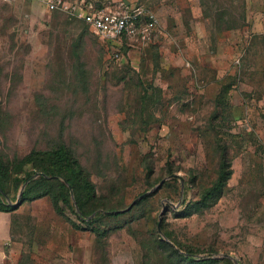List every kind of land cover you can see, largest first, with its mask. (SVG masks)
<instances>
[{
	"label": "rangeland",
	"instance_id": "obj_1",
	"mask_svg": "<svg viewBox=\"0 0 264 264\" xmlns=\"http://www.w3.org/2000/svg\"><path fill=\"white\" fill-rule=\"evenodd\" d=\"M84 1L141 6L159 26L107 43L41 0H0V156L22 159L64 140L91 175L104 215L94 227L108 235L98 239L77 209L59 214L48 197L35 199L0 212V232L6 224L11 234L0 263L162 264L149 242L165 209L180 242L264 264V0ZM82 34L87 94L72 55ZM144 90L153 96L145 102ZM218 141L233 173L199 209L200 191L217 178ZM169 164L178 181L131 207L169 177Z\"/></svg>",
	"mask_w": 264,
	"mask_h": 264
},
{
	"label": "trees",
	"instance_id": "obj_2",
	"mask_svg": "<svg viewBox=\"0 0 264 264\" xmlns=\"http://www.w3.org/2000/svg\"><path fill=\"white\" fill-rule=\"evenodd\" d=\"M98 8L101 7L99 6ZM68 22L71 21L68 19ZM84 35L82 34L79 41L76 42L72 55L74 56V74L77 79H80V82L84 87L82 91L87 94V89H85L87 87V72L82 58V47L83 42L85 41ZM101 53V56H103V52ZM158 92L160 91H154L153 93ZM123 94L124 92H122L121 95L122 99ZM148 94L149 91L144 90V102L146 101L145 98L148 97ZM158 96L160 97V95ZM106 97L104 98L105 106L107 105ZM151 97L153 96H149L148 98L151 99ZM116 105L121 106L122 103L120 102L119 104L118 102ZM217 146L221 153L217 178L213 184L210 185V188L200 191V200L195 204L199 209L206 207L211 200L220 198L233 173L231 170L232 162L230 160V149L227 145L224 146L221 144V141H218ZM147 171V177L149 179L153 172L152 167L148 165ZM36 174H40V176L26 185L19 203L15 204L18 197L13 199V194L15 193L18 195L19 191H21L20 188L22 185ZM167 174L169 177L176 175V169L173 167V164L172 166L170 164L168 165ZM171 179L178 181L179 178L174 176ZM195 180L196 176L194 177L190 175V179L184 181L186 190L191 188ZM95 188L96 186L91 179L90 173L78 159L74 150L64 140H61L58 144H55V146L49 149H33L29 155L22 159L9 160L0 156L1 213H13L28 201L48 197L51 200L54 209L59 214L64 213L65 207L63 205L69 206L75 214V209L78 207L80 210V215L78 216L79 221L86 225H90V231L95 232L98 239H102L104 236L108 235V232L94 227L95 222L104 216L99 212L100 200L97 197ZM9 199L13 203H10ZM145 199H143V201ZM93 214H96L95 217L88 221L87 219ZM162 230L174 246H171L156 234L154 235L155 237L153 236L154 239L149 242V248L152 250L154 249L157 252L158 257L160 258L159 262L162 264H235L232 259L227 257L217 259L210 258L212 255L219 254L218 252L215 253L214 250L198 248L180 242L173 237L170 231L167 230L164 221L162 222ZM180 252H183L184 254ZM185 254H189L190 256H186ZM201 254L209 255L208 257L210 259H197V255ZM227 255L230 254L227 253ZM239 263L242 264L241 262Z\"/></svg>",
	"mask_w": 264,
	"mask_h": 264
},
{
	"label": "built area",
	"instance_id": "obj_3",
	"mask_svg": "<svg viewBox=\"0 0 264 264\" xmlns=\"http://www.w3.org/2000/svg\"><path fill=\"white\" fill-rule=\"evenodd\" d=\"M50 12L66 13L83 21L102 41L119 42L123 37L134 36L145 29H156L159 19L154 12L141 6L127 11L95 9L89 2H68L67 0H41Z\"/></svg>",
	"mask_w": 264,
	"mask_h": 264
},
{
	"label": "water",
	"instance_id": "obj_4",
	"mask_svg": "<svg viewBox=\"0 0 264 264\" xmlns=\"http://www.w3.org/2000/svg\"><path fill=\"white\" fill-rule=\"evenodd\" d=\"M40 176V174H36L35 176H33L30 180H28L25 184H24V186L21 188V190L22 191H20V198H21V196L23 195V191H25L24 189H25V187H26V185L29 183V182H31L32 180H34V179H36L37 177H39ZM180 177L179 175H173V176H170V177H167V178H165V179H163L157 186H155L151 191H149V192H147V193H145V194H143V195H141L139 198H137L132 204H131V207H133L134 205H136L137 204V202L139 201V200H141L142 198H144V197H146V196H148L151 192H154V191H156V190H158L159 188H161L164 184H165V182L169 179H171L172 177ZM183 183H184V180H183ZM20 198H18V201L20 200ZM130 207V208H131ZM129 208V209H130ZM164 208H165V205H164ZM76 209L78 210V211H80L79 210V208L78 207H76ZM164 212H165V209H163L162 210V212L160 213V216H159V221H158V225H157V228H158V232H159V234H160V236L162 237V239L164 240V241H166L168 244H170L171 246H174V244L165 236V234H164V232H163V230H162V218H163V215H164ZM180 253H183V252H180ZM184 254V253H183ZM186 256H190L189 254H185ZM230 258V259H232L233 261H234V263L235 264H240L239 263V261L237 260V259H235L234 257H232L231 255H227V254H220L219 256L217 255V256H215V257H213V259L214 258ZM209 257L208 256H205V257H203L202 259H208ZM210 258H212V257H210ZM209 258V259H210ZM200 259V258H199Z\"/></svg>",
	"mask_w": 264,
	"mask_h": 264
},
{
	"label": "crops",
	"instance_id": "obj_5",
	"mask_svg": "<svg viewBox=\"0 0 264 264\" xmlns=\"http://www.w3.org/2000/svg\"><path fill=\"white\" fill-rule=\"evenodd\" d=\"M72 2V1H71ZM4 214H7V213H4ZM9 225V224H8ZM5 228L3 231L0 232V243H3L1 244L2 247L3 246H6V249H8V246H9V241L11 240V234H10V229H9V226L7 227L6 224H4ZM9 232V234H7ZM7 234V235H6ZM10 235V236H9ZM5 255V252L0 249V258H3L2 256ZM3 263V262H2ZM1 264V263H0Z\"/></svg>",
	"mask_w": 264,
	"mask_h": 264
}]
</instances>
